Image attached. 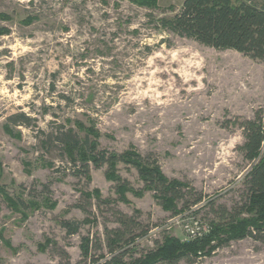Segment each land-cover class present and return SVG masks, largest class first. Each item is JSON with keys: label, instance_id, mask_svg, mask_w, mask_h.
<instances>
[{"label": "rangeland", "instance_id": "obj_1", "mask_svg": "<svg viewBox=\"0 0 264 264\" xmlns=\"http://www.w3.org/2000/svg\"><path fill=\"white\" fill-rule=\"evenodd\" d=\"M183 1L160 0L149 10L129 0H0V27L8 30L0 36V190L21 203L14 210L0 192V264H89L82 237L103 240L106 227L120 226L119 212L148 230L136 240L139 254L155 248L163 233L201 237L221 207L242 205L251 164L238 149L239 123L264 110V61L157 28L156 19L172 16ZM249 1L264 7V0ZM28 16L35 17L29 25ZM22 111L31 126L7 125ZM76 121L100 132L99 149L132 146L169 178L190 182L204 200L180 214L165 210L152 191L118 200L108 165L92 164L91 180L74 170L61 137L72 131L86 138ZM118 169L143 189L136 169L122 163ZM94 189L113 202L99 205L83 195ZM34 200L40 207L25 205ZM87 218L74 235L61 225ZM178 264H264V241H232Z\"/></svg>", "mask_w": 264, "mask_h": 264}, {"label": "trees", "instance_id": "obj_2", "mask_svg": "<svg viewBox=\"0 0 264 264\" xmlns=\"http://www.w3.org/2000/svg\"><path fill=\"white\" fill-rule=\"evenodd\" d=\"M129 1L149 10L160 7V0ZM0 17L5 16L0 13ZM34 20V16H28L23 23L29 25ZM156 26L215 49L235 50L264 61V7L249 0H184L172 16L157 18ZM7 32L5 27H0V36ZM16 118L13 120L10 117L7 125L29 127L33 120L23 111ZM76 125L79 130L86 131L84 140L77 138L72 131L63 133L61 137L74 170L91 180L92 164L96 168L108 165L106 176L108 180L117 182L118 200L129 203L128 193L141 197L146 191H152L162 207L174 214L191 210L204 200V194L190 182L169 178L150 155L144 156L132 146L121 153L101 150L100 132L79 121H76ZM239 126L244 141L238 149L243 159L251 164L243 181L245 192L241 206H235L230 211L221 207L219 217L210 223L209 231L201 237L182 241L174 235L163 233L162 240L157 241L155 248L139 254L135 249L136 240L145 236L148 230L143 229L142 223L134 216L119 212L120 226L106 227L103 240L91 235L82 237L80 249L83 259L89 264H178L183 259L193 263L202 257L212 256L218 248L232 241L247 237L264 241V110L257 111L254 118L244 119ZM120 163L137 170L144 182L143 189H135L122 178L118 173ZM45 188L48 189V186ZM0 192L14 210L21 209L20 201L2 190ZM83 195L89 200L95 198L99 205L113 202L104 199L99 189L83 192ZM46 200L51 208L56 207V202ZM25 205L40 207L35 200ZM200 209L194 210V213H199ZM89 221L88 218L83 221L64 219L61 225L68 235H74ZM51 243L52 240L47 239L42 248L46 249ZM63 254L69 258L67 251Z\"/></svg>", "mask_w": 264, "mask_h": 264}]
</instances>
